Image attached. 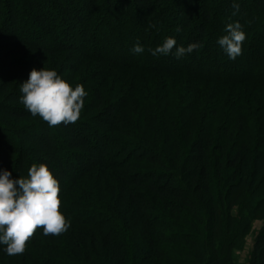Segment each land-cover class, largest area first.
<instances>
[{"label": "trees", "instance_id": "obj_1", "mask_svg": "<svg viewBox=\"0 0 264 264\" xmlns=\"http://www.w3.org/2000/svg\"><path fill=\"white\" fill-rule=\"evenodd\" d=\"M213 1L0 0V169L24 177L30 153L51 156L69 222L0 264H231L234 208L243 234L264 216V0L235 15ZM234 21L229 59L216 41ZM165 37L200 47L153 56ZM43 66L84 87L76 122L49 127L20 102Z\"/></svg>", "mask_w": 264, "mask_h": 264}, {"label": "clouds", "instance_id": "obj_2", "mask_svg": "<svg viewBox=\"0 0 264 264\" xmlns=\"http://www.w3.org/2000/svg\"><path fill=\"white\" fill-rule=\"evenodd\" d=\"M233 8L239 9L235 0ZM224 33L216 43L229 59H234L241 52L245 33L235 21L225 25ZM199 47L196 42L187 46L177 45L174 37H165L149 52L153 56L171 53L180 58ZM131 51L142 53L144 47L137 42ZM19 92L24 108L46 121L49 127L61 122L65 125L76 122L87 95L81 84L72 87L55 69L44 66L29 71L27 79L20 83ZM58 192V180L44 163H33L27 175L19 178H12L8 169H0V251L9 256L23 253L26 241L37 227L45 236L67 230L69 222L58 210Z\"/></svg>", "mask_w": 264, "mask_h": 264}, {"label": "rangeland", "instance_id": "obj_3", "mask_svg": "<svg viewBox=\"0 0 264 264\" xmlns=\"http://www.w3.org/2000/svg\"><path fill=\"white\" fill-rule=\"evenodd\" d=\"M213 2H214L213 6L215 7V6H219L220 4H223V3L224 4L226 3V5H228L229 0H214ZM232 11H235L234 8L228 9V12H232ZM20 17H21V15H20ZM28 17H32V16L29 15ZM38 120L39 119L31 120L27 123H29V124L35 123ZM44 136H46V135H44ZM55 142H57V140H55ZM29 155L31 156V160L34 163L39 164L41 162V160H42V162L47 160V161H51L52 163L55 164V160L51 156L48 157V156L41 155V157H40V155H33L32 153H30ZM74 158L75 157H72V160H74ZM75 159H76V161L79 160L77 157ZM63 163H64V165L66 164L65 161ZM23 168H24V170L27 171L29 167L26 165ZM53 175L55 178H59V176H57L56 174H53ZM23 176H25V175L23 174ZM233 216H234V218H236L235 229H234L235 233H232V235L230 237H228V239H227V242H229V243L235 241V245H234L232 252H231V264H250L251 259H252V255H253V248H254L256 237H257L258 233L264 227V216L259 217L255 221L251 222L250 230L246 234L242 233V230H243L242 220L243 219H242V216L240 215V208L238 206L234 208ZM235 235H237V237H235Z\"/></svg>", "mask_w": 264, "mask_h": 264}]
</instances>
